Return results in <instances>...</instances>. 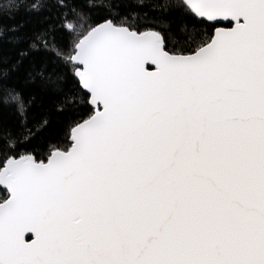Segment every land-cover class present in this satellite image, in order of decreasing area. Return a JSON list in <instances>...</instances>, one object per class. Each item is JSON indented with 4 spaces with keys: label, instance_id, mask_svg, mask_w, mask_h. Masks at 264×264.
<instances>
[{
    "label": "snow or ice",
    "instance_id": "1",
    "mask_svg": "<svg viewBox=\"0 0 264 264\" xmlns=\"http://www.w3.org/2000/svg\"><path fill=\"white\" fill-rule=\"evenodd\" d=\"M0 264H264V0H0Z\"/></svg>",
    "mask_w": 264,
    "mask_h": 264
},
{
    "label": "trees",
    "instance_id": "2",
    "mask_svg": "<svg viewBox=\"0 0 264 264\" xmlns=\"http://www.w3.org/2000/svg\"><path fill=\"white\" fill-rule=\"evenodd\" d=\"M16 19H17V22H18L20 19H22V16L18 14ZM3 119L5 121H8V120L11 119L10 113H9V111L7 109H5L4 112H3ZM57 131H58V123L56 121H54L52 126H51V128L48 130V132L51 135H55V133Z\"/></svg>",
    "mask_w": 264,
    "mask_h": 264
}]
</instances>
